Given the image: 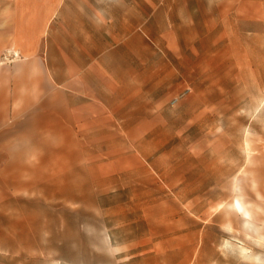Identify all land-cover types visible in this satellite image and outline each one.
<instances>
[{
	"label": "rangeland",
	"instance_id": "obj_1",
	"mask_svg": "<svg viewBox=\"0 0 264 264\" xmlns=\"http://www.w3.org/2000/svg\"><path fill=\"white\" fill-rule=\"evenodd\" d=\"M92 2L126 27L105 34L126 71L115 93L152 124L105 127V80L0 66L14 74L0 79V264H264L260 15L247 0Z\"/></svg>",
	"mask_w": 264,
	"mask_h": 264
},
{
	"label": "crops",
	"instance_id": "obj_2",
	"mask_svg": "<svg viewBox=\"0 0 264 264\" xmlns=\"http://www.w3.org/2000/svg\"><path fill=\"white\" fill-rule=\"evenodd\" d=\"M248 1L242 14L260 15L264 27V0L259 5ZM110 28L113 33L115 28L121 29L105 27V8L94 7L92 0H0V66L42 64L46 68L43 78L58 86L64 85L63 80L73 81L71 84L105 80V127H150V109L145 110L149 116H136L134 111H127L124 96L115 93L117 87L125 89L126 71L109 61L105 34H111ZM125 30H118L117 35ZM129 69L133 73V68ZM0 79L12 81L14 74L3 71ZM110 90L113 94L108 93ZM0 91L1 96L6 95V87ZM236 197L242 209L239 213L252 221L250 204L242 196Z\"/></svg>",
	"mask_w": 264,
	"mask_h": 264
},
{
	"label": "bare ground",
	"instance_id": "obj_3",
	"mask_svg": "<svg viewBox=\"0 0 264 264\" xmlns=\"http://www.w3.org/2000/svg\"><path fill=\"white\" fill-rule=\"evenodd\" d=\"M238 187V185L236 186V188ZM231 207L232 208H235L238 212H240L242 209H241V206H240V200L236 197L235 200L231 203ZM245 223L247 225H250L251 224V221L246 219L245 220ZM257 234V233H256ZM261 239V238H260Z\"/></svg>",
	"mask_w": 264,
	"mask_h": 264
},
{
	"label": "built area",
	"instance_id": "obj_4",
	"mask_svg": "<svg viewBox=\"0 0 264 264\" xmlns=\"http://www.w3.org/2000/svg\"><path fill=\"white\" fill-rule=\"evenodd\" d=\"M178 99H179V97H176V98H175V102H176Z\"/></svg>",
	"mask_w": 264,
	"mask_h": 264
}]
</instances>
